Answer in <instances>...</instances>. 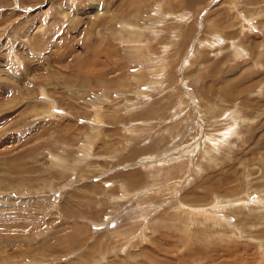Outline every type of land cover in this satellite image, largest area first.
Listing matches in <instances>:
<instances>
[{"label":"rangeland","instance_id":"rangeland-1","mask_svg":"<svg viewBox=\"0 0 264 264\" xmlns=\"http://www.w3.org/2000/svg\"><path fill=\"white\" fill-rule=\"evenodd\" d=\"M0 264H264V0H0Z\"/></svg>","mask_w":264,"mask_h":264},{"label":"bare ground","instance_id":"bare-ground-1","mask_svg":"<svg viewBox=\"0 0 264 264\" xmlns=\"http://www.w3.org/2000/svg\"><path fill=\"white\" fill-rule=\"evenodd\" d=\"M93 8H95L97 11H100L98 6H95Z\"/></svg>","mask_w":264,"mask_h":264}]
</instances>
